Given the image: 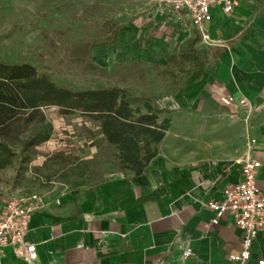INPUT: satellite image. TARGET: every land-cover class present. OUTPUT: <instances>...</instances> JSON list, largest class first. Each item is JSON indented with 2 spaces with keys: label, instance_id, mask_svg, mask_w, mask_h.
Returning a JSON list of instances; mask_svg holds the SVG:
<instances>
[{
  "label": "crops",
  "instance_id": "1",
  "mask_svg": "<svg viewBox=\"0 0 264 264\" xmlns=\"http://www.w3.org/2000/svg\"><path fill=\"white\" fill-rule=\"evenodd\" d=\"M156 5L153 20L177 23L181 43L197 36L195 47L206 61L204 72L181 73L174 91L156 97L164 110L161 118L171 121L156 156L140 175L120 173L93 189L58 197L60 204L45 199L47 205L32 214L25 236L36 244L38 258L20 259L9 247L0 264L264 260V229L250 260L234 262L230 255L241 249L243 233L229 214L213 223L208 209L211 200L222 199L228 186L240 182L251 138L257 140L250 154L261 161L258 184L264 191V0H237L230 13L215 7L202 31L186 14L160 0ZM151 34L150 43L161 44L162 32ZM228 95L245 98L253 109L223 105L221 97ZM187 248L193 250L189 257Z\"/></svg>",
  "mask_w": 264,
  "mask_h": 264
},
{
  "label": "rangeland",
  "instance_id": "2",
  "mask_svg": "<svg viewBox=\"0 0 264 264\" xmlns=\"http://www.w3.org/2000/svg\"><path fill=\"white\" fill-rule=\"evenodd\" d=\"M156 2L0 0V62L31 64L39 75L72 90L125 89L133 108L146 111V102L155 106L156 97L174 91L181 73L197 70L179 57L188 43L179 42V25L168 18L165 23L153 20ZM109 21L122 27L113 44L103 43L112 36ZM153 29L162 32V45L159 40L150 43ZM86 42L98 44L89 54L81 48L74 51ZM44 110L52 137L29 157L19 145L11 146L16 155L0 167V204L29 193L44 199L73 195L120 173H133L122 171L118 146L81 110L67 115L58 106Z\"/></svg>",
  "mask_w": 264,
  "mask_h": 264
},
{
  "label": "trees",
  "instance_id": "3",
  "mask_svg": "<svg viewBox=\"0 0 264 264\" xmlns=\"http://www.w3.org/2000/svg\"><path fill=\"white\" fill-rule=\"evenodd\" d=\"M109 24L112 36L103 43L113 44L122 27L112 21ZM198 40L197 36L191 38L179 57L193 62L202 73L206 61L195 47ZM97 44L86 42L74 51L81 48L89 54ZM131 101L125 89L72 90L39 75L31 64L0 62V167L16 155L12 145H19L21 152L29 157L31 150L51 139L52 125L44 109L58 106L62 115L81 110L96 122L105 139L118 146L122 171L140 175L156 156L171 121L168 117L161 118L164 110L156 105L146 102V111H142L140 107L134 109Z\"/></svg>",
  "mask_w": 264,
  "mask_h": 264
},
{
  "label": "built area",
  "instance_id": "4",
  "mask_svg": "<svg viewBox=\"0 0 264 264\" xmlns=\"http://www.w3.org/2000/svg\"><path fill=\"white\" fill-rule=\"evenodd\" d=\"M160 1L173 12L186 14L200 31L206 23L213 20V8L220 7L224 12L230 13L237 5V0ZM221 102L225 106L247 107L249 111L253 109L248 100L237 99L232 95L221 97ZM256 141L255 138L249 141V154L242 165L240 182L228 186L223 192L222 199L211 200L208 203L213 223H219L223 216L229 214L242 231L241 249L230 255L232 261L239 263L250 260L253 243L264 229V191L258 184L261 161L250 154ZM54 201L60 204L59 198H55ZM46 205L45 199L38 193L14 196L4 202L0 207V255L4 254L6 248L11 247L20 259L32 261L38 258L36 244L26 241L25 236L32 214ZM192 254V248H187L184 252L185 257ZM258 263L264 264V260L260 259Z\"/></svg>",
  "mask_w": 264,
  "mask_h": 264
}]
</instances>
